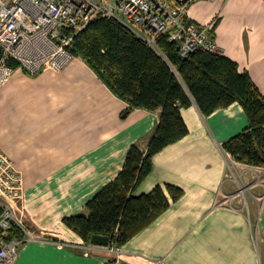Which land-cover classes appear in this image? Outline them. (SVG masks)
Returning a JSON list of instances; mask_svg holds the SVG:
<instances>
[{"label": "crops", "instance_id": "crops-1", "mask_svg": "<svg viewBox=\"0 0 264 264\" xmlns=\"http://www.w3.org/2000/svg\"><path fill=\"white\" fill-rule=\"evenodd\" d=\"M189 18L212 25L222 53L264 95V0L200 1ZM128 106L78 56L62 71L30 75L19 66L0 85V148L20 179L15 195L0 191V204L27 231L12 264H108L114 256L105 246L85 255L87 243L63 219L89 214L86 203L117 177L132 145L147 150L161 110L134 107L123 117ZM181 113L189 134L153 156L135 194L168 183L185 194L123 246L120 264H264V167L223 147L249 125L243 106L205 115L192 98Z\"/></svg>", "mask_w": 264, "mask_h": 264}, {"label": "trees", "instance_id": "trees-1", "mask_svg": "<svg viewBox=\"0 0 264 264\" xmlns=\"http://www.w3.org/2000/svg\"><path fill=\"white\" fill-rule=\"evenodd\" d=\"M159 44L165 57L119 21L102 17L74 37L71 50L75 56L82 57L129 103L123 117L134 107L161 110L147 150L132 145L117 177L86 203L89 214L63 219L87 244H92L93 235H104L109 244L124 246L184 196L183 188L170 183L148 193L136 195L135 191L150 174L153 156L189 134L181 108L191 105L192 98L205 115L239 102L249 125L223 147L236 161L264 167V95L250 74L240 71L238 63L224 54L195 51L182 57L178 44L168 37L162 36ZM10 64L20 66L16 60ZM4 211L0 205V216ZM7 232L8 239L27 238L14 219Z\"/></svg>", "mask_w": 264, "mask_h": 264}, {"label": "built area", "instance_id": "built-area-1", "mask_svg": "<svg viewBox=\"0 0 264 264\" xmlns=\"http://www.w3.org/2000/svg\"><path fill=\"white\" fill-rule=\"evenodd\" d=\"M200 1L214 0H0V85L15 72L11 60L30 75L64 70L77 57L71 50L75 35L101 17L119 21L163 57L162 36L178 44L182 57L195 51L223 54L211 24L189 22L191 6ZM19 187L17 171L0 148V191L13 196ZM12 219L8 209L0 216V264L14 263L23 242L7 238ZM111 250L121 253L123 247ZM108 264H120V258Z\"/></svg>", "mask_w": 264, "mask_h": 264}, {"label": "rangeland", "instance_id": "rangeland-1", "mask_svg": "<svg viewBox=\"0 0 264 264\" xmlns=\"http://www.w3.org/2000/svg\"><path fill=\"white\" fill-rule=\"evenodd\" d=\"M10 186H12L11 184H10ZM19 191V190H18ZM1 192L2 193H5L6 195H9L10 193L7 191H5L4 189H1ZM1 198V197H0ZM2 199V201L4 202V203H6L7 204V201L6 200H4L3 198H1ZM0 205H2V204H0ZM3 206V205H2ZM4 208H5V206H4ZM6 209V208H5ZM15 220V219H14ZM19 223V222H18ZM20 224V223H19ZM22 227V226H21ZM114 246V248L116 247V245L115 244H110L109 246H107V249L109 248V250H111V248ZM98 247V246H97ZM121 247H123V246H121ZM94 248H96V247H94ZM94 248H90V244H85V245H83L82 246V249H83V253L85 254V255H89V254H91L92 253V250L94 249ZM112 251V253L114 254V256L111 258V259H113V258H116V257H119V258H121V253H117L116 251H113V250H111ZM121 260V259H120Z\"/></svg>", "mask_w": 264, "mask_h": 264}, {"label": "water", "instance_id": "water-1", "mask_svg": "<svg viewBox=\"0 0 264 264\" xmlns=\"http://www.w3.org/2000/svg\"><path fill=\"white\" fill-rule=\"evenodd\" d=\"M91 243L100 246H107L110 243L109 237L104 235H93Z\"/></svg>", "mask_w": 264, "mask_h": 264}]
</instances>
